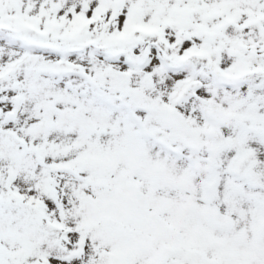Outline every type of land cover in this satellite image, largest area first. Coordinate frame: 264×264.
Returning <instances> with one entry per match:
<instances>
[{
  "label": "snow or ice",
  "instance_id": "obj_1",
  "mask_svg": "<svg viewBox=\"0 0 264 264\" xmlns=\"http://www.w3.org/2000/svg\"><path fill=\"white\" fill-rule=\"evenodd\" d=\"M0 264H264V0H0Z\"/></svg>",
  "mask_w": 264,
  "mask_h": 264
}]
</instances>
